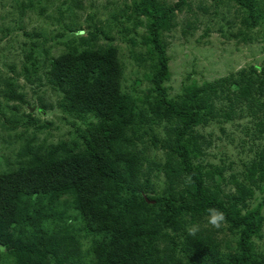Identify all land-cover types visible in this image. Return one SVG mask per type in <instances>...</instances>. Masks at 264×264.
I'll return each mask as SVG.
<instances>
[{"label": "trees", "instance_id": "1", "mask_svg": "<svg viewBox=\"0 0 264 264\" xmlns=\"http://www.w3.org/2000/svg\"><path fill=\"white\" fill-rule=\"evenodd\" d=\"M16 1L25 15L43 0ZM195 1L132 0L131 11H124L116 26L88 16L87 26L72 19L65 30L73 38L64 33L58 40L62 52L43 49L49 55L44 78L57 98L52 107L65 115L76 137L48 144L32 135L18 149V159L0 169V264H264L257 245L264 231V197L249 206L256 189L264 195V60L220 80L188 84L170 97L164 36L176 28L179 14L194 15ZM211 1L213 8L226 2L239 8L246 32L263 27L264 43L259 5L264 0ZM199 2L204 15L219 14ZM58 10L62 17L76 15L66 4ZM114 28L124 41L144 48L133 59L145 69L146 92L125 86ZM136 28L144 29L139 40L131 36ZM41 49L39 42L32 44L25 56L32 62ZM32 69L34 74L25 67L30 83L28 77L37 73ZM4 85L0 116L3 102L11 113L16 102L26 103L25 86L15 78ZM242 115L259 118L252 133L263 145L243 179H232L237 191L228 195L222 189L224 169L200 160L198 131L220 117ZM28 117L25 127H41ZM155 126L165 130V145L159 146ZM158 148L170 149L164 162L149 158ZM148 170L165 177L162 193L144 190ZM66 196L70 205L62 200ZM210 208L223 212L219 227L208 222Z\"/></svg>", "mask_w": 264, "mask_h": 264}, {"label": "rangeland", "instance_id": "2", "mask_svg": "<svg viewBox=\"0 0 264 264\" xmlns=\"http://www.w3.org/2000/svg\"><path fill=\"white\" fill-rule=\"evenodd\" d=\"M22 1L25 5L29 4V0ZM165 1L172 4L177 0ZM203 3L208 4L211 13L218 9L219 14H215L214 19H212L213 14L204 15L197 6L200 4L199 0H196L192 9L194 15L179 14L176 28L164 36L171 67V76L165 83L170 97L181 94L188 84L220 80L232 73H238L249 65L261 64L264 60V43L261 39L263 27L246 32L242 26L244 14L235 5L226 2L216 6L215 9L211 0L208 2L204 0ZM64 4L73 7L76 15L64 13L62 17L58 8ZM131 4L132 0H43L22 15L16 0H0V87L5 88L4 84L9 78H15L18 83L26 87L24 95L26 103L16 102L17 111L12 110L11 113L6 107V102L2 103L4 116H0L2 119L0 120V169L9 168L8 162L14 163L18 159V149L22 147L25 139H33L32 135L39 142L46 141L48 144L76 137L74 128L67 123L65 115L52 107L57 98L44 78L49 55H46L43 49L53 55L62 52V45L58 44V40H62L61 36L64 33L67 38H73V35L65 30L66 25L72 24V19H77L83 23V26H87L85 17H93L95 22L109 28L116 26V20L122 19L124 11H131ZM79 5L83 7L80 9L77 7ZM259 5L264 9V1ZM194 26L196 29L192 28ZM143 32V28H136L131 36L134 35L139 40ZM111 35L114 37L115 45L120 48L121 59L126 67L125 86L133 88L132 92L136 91L137 94L146 92L149 81L146 79L145 69L133 59V53L138 54L144 48L132 46L124 41L118 28H114ZM37 42L42 45V49L36 53L35 60L30 62L25 54H28L30 46ZM73 43L79 44L75 40ZM25 67H28L32 74L34 70L31 68L36 69L37 73L33 77H28L32 78L33 84L25 78ZM28 114H32L38 125L45 128L39 130L41 127L38 126L25 127L29 121ZM258 121L257 116L250 115L233 116L229 120L220 117L217 124L203 126L198 131L199 144L203 151L200 160L206 167L224 169L222 189L228 195L237 191L232 179H243L246 166L257 157V152L263 145L252 133ZM155 127L160 133L159 137L157 136L159 146L165 145L163 139L165 130L160 126ZM169 152V148H158L152 151L149 158L164 162ZM157 173L156 170H148L146 177L149 178V183L143 182L146 184L144 190L152 195L162 193L165 188V177L162 174L157 177ZM248 185L251 187L250 184ZM262 197L264 195L261 190L256 189L255 197L249 202V206L256 207L262 201ZM62 200L71 204L70 196ZM205 225L207 226L208 223ZM257 245L264 250V231L262 238L257 240Z\"/></svg>", "mask_w": 264, "mask_h": 264}, {"label": "clouds", "instance_id": "3", "mask_svg": "<svg viewBox=\"0 0 264 264\" xmlns=\"http://www.w3.org/2000/svg\"><path fill=\"white\" fill-rule=\"evenodd\" d=\"M208 222L216 227H219V224L224 219L223 212L216 208H210L207 210ZM198 231L197 226H192L189 229L190 234H195Z\"/></svg>", "mask_w": 264, "mask_h": 264}]
</instances>
